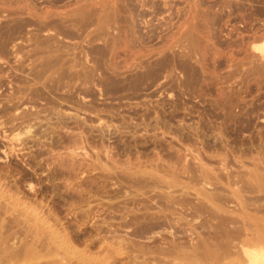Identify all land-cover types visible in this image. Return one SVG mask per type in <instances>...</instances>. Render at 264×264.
<instances>
[{
	"label": "rangeland",
	"instance_id": "1",
	"mask_svg": "<svg viewBox=\"0 0 264 264\" xmlns=\"http://www.w3.org/2000/svg\"><path fill=\"white\" fill-rule=\"evenodd\" d=\"M0 109L1 120L34 117L0 135V188L85 237L78 247L113 215L107 203L135 193L128 176L187 180L192 165L254 182L264 174V0H0ZM95 206L105 215L91 219Z\"/></svg>",
	"mask_w": 264,
	"mask_h": 264
},
{
	"label": "bare ground",
	"instance_id": "2",
	"mask_svg": "<svg viewBox=\"0 0 264 264\" xmlns=\"http://www.w3.org/2000/svg\"><path fill=\"white\" fill-rule=\"evenodd\" d=\"M1 112L8 113L6 109H0V114ZM32 118L34 117L30 114L12 113L10 119H0L1 138L9 137L6 133L7 123L14 129L23 123L27 124ZM29 131L30 129L27 130ZM19 135V132L13 134L14 137ZM6 150H3L4 156H7ZM202 164L206 166L205 163ZM191 167L192 165L186 171L183 169L186 173L191 172L192 175L187 177L189 180L180 177L185 175L180 174L182 171L179 173L180 178L174 174L175 177L168 180L130 176L125 178L135 193L123 206L117 205L119 201L116 205L107 203L106 210L109 209L113 215L104 218L106 215L102 214L105 216L101 218L102 215L98 214L102 219V225L87 231L91 238L82 247L76 245L81 236L74 238L73 235L72 239L56 216L51 222L49 218L51 212L49 214L46 212V216L43 214L42 202L39 203L40 209L20 208L23 201H20L17 191L7 193L0 188V264H264V202H262L264 197L259 194L253 196L245 194L264 191V174L254 178V182L248 177V180L241 177L234 183L241 181L242 185L236 186L231 176L235 172H241L240 170L231 171L229 177L222 175L225 172L219 171L220 167V169L217 167L219 170L216 167L214 169L221 172L222 174H219L222 176L212 174L210 171L212 167L210 170L201 169L198 171L199 174L195 173L197 168L193 166L195 171ZM166 169L164 170L169 171ZM2 171L0 170V173ZM232 183L237 187H234L232 192L239 200V207L234 209L229 208V203L233 199L228 187ZM148 191L155 193L147 194L144 198L138 197ZM94 194L87 195L88 202L95 199ZM79 196L83 197L81 194ZM102 198H96V205L104 209L106 202ZM230 207L232 208V205ZM94 208L96 209V206ZM94 208H91L90 212L85 209L88 212L85 215L97 219L96 212L100 208L93 211ZM115 213L119 216L116 217ZM85 222L88 223L87 220ZM90 223L93 226V222ZM117 255H122V258L116 257Z\"/></svg>",
	"mask_w": 264,
	"mask_h": 264
}]
</instances>
